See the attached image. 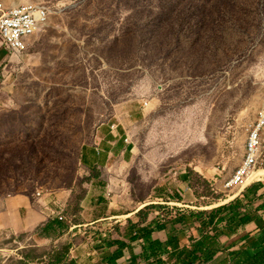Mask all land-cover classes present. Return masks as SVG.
Segmentation results:
<instances>
[{"label":"rangeland","instance_id":"obj_1","mask_svg":"<svg viewBox=\"0 0 264 264\" xmlns=\"http://www.w3.org/2000/svg\"><path fill=\"white\" fill-rule=\"evenodd\" d=\"M0 2L6 8L52 7L27 50L14 54L16 73L0 94V210L5 198L30 195L36 206L52 208L65 221L105 218L74 230L96 244L103 233H115L116 222L141 220L139 212L148 206H155L148 216L157 222L180 212H210L241 198L245 189L264 185V178L248 184L232 200L240 187L225 186L242 162L245 131L263 99L264 0H245L240 28L228 25L215 46L202 43L198 54L188 52L195 39L184 31L179 42L176 36L166 40L169 28L151 34L136 23L125 27L140 7L155 8L162 0ZM102 124L125 127L131 146L128 163L104 169V186L88 178L82 163L84 146ZM186 175L191 183L199 181L197 193ZM38 194H45L44 201ZM143 204L131 217L118 218ZM207 218L191 227L178 225L171 238L200 237ZM38 234L36 240L32 232L0 229L8 264H18L17 254H43L58 245ZM157 237L167 241L168 234ZM253 238L255 233L244 244Z\"/></svg>","mask_w":264,"mask_h":264},{"label":"trees","instance_id":"obj_2","mask_svg":"<svg viewBox=\"0 0 264 264\" xmlns=\"http://www.w3.org/2000/svg\"><path fill=\"white\" fill-rule=\"evenodd\" d=\"M244 1L162 0L161 5L155 8L140 7L127 19L125 27L136 23L147 28L151 34L156 30L169 28L166 40L176 36L179 42L182 39L181 31H184L187 36L195 39L188 52L198 54L203 52L202 43L208 49L215 46L222 39L223 30L228 25L240 28L242 21L238 19V15L239 10L246 9ZM169 17L172 18L168 19ZM87 172L93 183L100 179V185H105L106 179L101 177L104 168H91ZM185 182L190 183V188H194L197 193L195 188L199 181L191 183L186 175ZM263 187L259 183L247 188L242 192L241 198L210 212H180L175 218L159 219L157 222L149 220L148 216L155 206L143 209L146 206L143 204L138 209V212L143 209L139 212L141 220L116 222L113 227L115 233L101 235L99 243L92 244L84 234L75 233L66 242L48 248L43 254H36L34 250L21 253L18 264H264V194H260ZM208 190L207 188V195ZM170 198L172 197L169 196L168 199ZM257 201L260 203L256 205ZM145 214L147 215L144 217ZM205 216L208 218L199 227V239L191 236L186 240L171 238V232H176L178 225L191 227L195 220ZM71 221L73 224L87 223L83 218L77 219L75 216H71ZM69 223L70 220H61V216L52 213L51 221L43 233L47 236L52 231L65 233ZM252 223L256 224L260 236L247 246H241L228 254L229 246L222 244L220 237L231 238ZM209 228L212 232H207ZM160 232L168 234L167 241L157 237ZM82 245H85L84 250L80 251ZM86 255H89L87 259L82 260Z\"/></svg>","mask_w":264,"mask_h":264},{"label":"crops","instance_id":"obj_3","mask_svg":"<svg viewBox=\"0 0 264 264\" xmlns=\"http://www.w3.org/2000/svg\"><path fill=\"white\" fill-rule=\"evenodd\" d=\"M21 4L12 5L13 7L19 6ZM16 52H13L7 45L3 43L0 38V94L6 93V89L11 85L10 77L15 75V69L11 68L14 66ZM10 94V93H8ZM125 127H122L120 124H109L101 125L95 132V138L83 148L82 153V163L86 170L91 168H100V169H110L114 166V163L118 164L128 163L126 159L130 160V148L129 141L126 138ZM87 164V165H86ZM45 195V194H44ZM44 195H42L44 197ZM41 196V194L39 195ZM41 196L40 201H44ZM238 196V195H237ZM242 196V194H241ZM47 198V197H46ZM45 198V199H46ZM48 199V198H47ZM36 199L26 196V195H17L14 197H7L4 199L2 204V209L0 210V229L2 231H14L19 234L32 232L34 233V239L37 240V233L41 235V238L51 239L50 242L59 244L63 240L70 238L68 236H73L74 230L79 229L81 226H92L97 224L103 219H98L94 221H86V224H73L69 223V228L65 233H57L59 236L55 238V235L51 232L50 235L43 233L44 228L47 227L51 221L52 208L49 207H39L36 206ZM139 209V208H138ZM138 209L134 212L128 213L126 215H121L118 218L122 217H131L132 215L138 213ZM60 214V213H59ZM37 232V233H36ZM256 234V238L260 236V232L257 229L256 224L252 223L247 226L245 229L240 230L237 236L233 235L231 238L225 236L220 237L225 238L227 242H223L224 245L229 246L227 252L236 251L243 246L247 240L249 241L252 235ZM38 234V235H39ZM104 234V233H103ZM194 238L199 239L200 237L194 236ZM254 239V238H253ZM230 241V242H229ZM251 242V241H250ZM250 242L244 244L247 246ZM42 246V245H39ZM38 246V247H39ZM7 250L0 249V260L4 261L0 264H8L10 256L6 254ZM22 255V254H20ZM19 254L14 258V260L19 262L21 258ZM12 257V256H11ZM19 257V258H18Z\"/></svg>","mask_w":264,"mask_h":264},{"label":"built area","instance_id":"obj_4","mask_svg":"<svg viewBox=\"0 0 264 264\" xmlns=\"http://www.w3.org/2000/svg\"><path fill=\"white\" fill-rule=\"evenodd\" d=\"M51 12L52 7L47 5L25 3L6 8L0 2V34L12 51L22 53L27 50L31 37L47 24ZM145 106L148 107L149 102ZM245 132L244 156L226 182L228 188L241 187L248 174L256 170L264 160V92L260 109Z\"/></svg>","mask_w":264,"mask_h":264},{"label":"bare ground","instance_id":"obj_5","mask_svg":"<svg viewBox=\"0 0 264 264\" xmlns=\"http://www.w3.org/2000/svg\"><path fill=\"white\" fill-rule=\"evenodd\" d=\"M264 178V169H259L256 171H253L251 173H249V175L247 176V178L245 179V182L243 183V185L239 188L238 192L230 198V200H232L233 198H235L240 192H242V190L248 185L253 182H257V181H261Z\"/></svg>","mask_w":264,"mask_h":264}]
</instances>
